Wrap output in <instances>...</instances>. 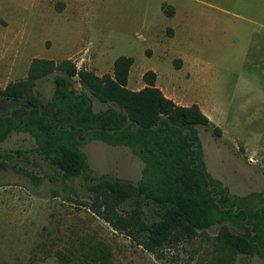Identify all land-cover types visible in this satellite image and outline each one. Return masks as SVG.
<instances>
[{"label":"rangeland","instance_id":"1","mask_svg":"<svg viewBox=\"0 0 264 264\" xmlns=\"http://www.w3.org/2000/svg\"><path fill=\"white\" fill-rule=\"evenodd\" d=\"M122 55L135 59V89L140 72L152 69L188 101L202 98L200 108L223 132L216 138L199 128L214 178L230 193L264 192V0H0V86L25 80L35 57L71 59L102 76L114 74ZM55 74L36 81L42 103L52 98ZM14 103L0 100V112ZM105 107L94 99L95 110ZM82 149L93 181L86 172L66 177L28 133L0 141V264H264L231 250L222 224L158 254L146 250L92 210L91 188L105 179L136 183L142 161L100 140ZM104 207L112 216L138 208L145 220L160 218L136 194Z\"/></svg>","mask_w":264,"mask_h":264},{"label":"trees","instance_id":"2","mask_svg":"<svg viewBox=\"0 0 264 264\" xmlns=\"http://www.w3.org/2000/svg\"><path fill=\"white\" fill-rule=\"evenodd\" d=\"M133 62L131 56H119L114 74L100 76L71 59L56 63L33 58L25 80L0 86V100L15 102L0 112V141L12 132L28 133L37 151L66 177L86 172L92 181L83 144L100 140L127 146L143 163L139 180L105 179L91 186L96 192L92 210L114 229L158 254L168 244L222 224L220 235L231 250L264 258V192L230 193L207 168L199 128L211 130L216 138L222 137V129L198 104L183 106L168 98L156 86L153 70L143 75L145 87L128 88ZM55 72L52 98L42 103L34 92L36 81ZM76 77L82 89L74 86ZM95 98L106 107L95 110ZM134 194L156 205L160 218L145 220L138 208L128 216L105 211L111 201L119 204Z\"/></svg>","mask_w":264,"mask_h":264},{"label":"crops","instance_id":"3","mask_svg":"<svg viewBox=\"0 0 264 264\" xmlns=\"http://www.w3.org/2000/svg\"><path fill=\"white\" fill-rule=\"evenodd\" d=\"M174 9H175V7H174ZM174 12H175V15L172 16L173 19H174L175 17H177V15H176V14H177L176 9H175ZM178 24H180V23L178 22ZM131 57H132V56H131ZM189 57H190V56H189ZM133 59H134V58H133ZM189 59H190V58H189ZM114 62H115V61H114ZM134 64H135V59H134V62H133V64L131 65L130 70H129L127 86H128V88H130V89H132V90H139V89L145 87L147 84H146V82L143 80L142 85H141V88H139V89H135L136 84L133 83V78H134V77H133V74H132V72H133V68H134V67H133ZM173 67H174V66H173ZM182 68H184V67H182ZM177 69H180V68H177ZM148 70H152V69H148ZM148 70H146V71H148ZM146 71L140 72V79H141V80L143 79V75H144V73H145ZM153 71H154V70H153ZM154 72H155L156 75H157V78H156V86L159 87V88L163 91V93H164L168 98L172 99L175 103H177V104H179V105H183V106H189V105H192V104H194V103L198 104L199 106L201 105V100H202V98L197 97V98H195V100L188 101V100L186 99V96H184V95H182V94H179V93H177L176 91H174V89L171 88V86H169V84H167V83L161 84V83H160V75L158 74V72H156V71H154ZM189 75H190V73H189ZM196 78L198 79L197 76H196ZM200 80H202V79L199 78L198 81H200Z\"/></svg>","mask_w":264,"mask_h":264},{"label":"water","instance_id":"4","mask_svg":"<svg viewBox=\"0 0 264 264\" xmlns=\"http://www.w3.org/2000/svg\"><path fill=\"white\" fill-rule=\"evenodd\" d=\"M184 133H186V131H184ZM211 188V187H210ZM235 208H236V206H235Z\"/></svg>","mask_w":264,"mask_h":264}]
</instances>
